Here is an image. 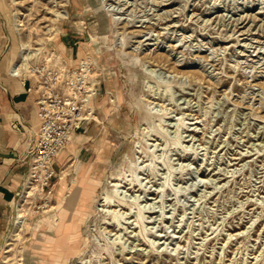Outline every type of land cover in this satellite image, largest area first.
I'll use <instances>...</instances> for the list:
<instances>
[{
    "label": "rangeland",
    "instance_id": "obj_1",
    "mask_svg": "<svg viewBox=\"0 0 264 264\" xmlns=\"http://www.w3.org/2000/svg\"><path fill=\"white\" fill-rule=\"evenodd\" d=\"M8 1L20 62L88 53L100 88L93 148L21 188L0 264H264V0Z\"/></svg>",
    "mask_w": 264,
    "mask_h": 264
},
{
    "label": "built area",
    "instance_id": "obj_2",
    "mask_svg": "<svg viewBox=\"0 0 264 264\" xmlns=\"http://www.w3.org/2000/svg\"><path fill=\"white\" fill-rule=\"evenodd\" d=\"M51 55L47 61L34 65L19 61L10 72L29 80L28 90L36 95L39 126L28 132L25 141L23 160L27 162V172L23 186L34 185L37 195L45 194L44 199L53 192L51 180L58 153L84 127L93 113L90 101L98 96L100 88L95 60L90 54H83L72 64Z\"/></svg>",
    "mask_w": 264,
    "mask_h": 264
},
{
    "label": "crops",
    "instance_id": "obj_3",
    "mask_svg": "<svg viewBox=\"0 0 264 264\" xmlns=\"http://www.w3.org/2000/svg\"><path fill=\"white\" fill-rule=\"evenodd\" d=\"M17 36L19 34L13 14L9 10V1L0 0V247L9 225L10 208L13 214V200H16V195L23 187L26 177L27 162L23 160L25 141L28 132L35 131L39 126L35 105L36 95L28 90L31 82L10 73L20 61L21 43ZM88 122L89 119L85 122L87 134L75 133L71 138L72 147L68 146L69 142L67 146L65 145L62 149L64 153H58L57 163L68 162L71 155L79 156L80 159L87 157L88 150L93 148L90 143L93 139L89 135L92 127ZM94 142L96 145L99 140L95 139ZM81 162L91 163L90 160L85 162L77 160V165L80 167L83 165H80ZM78 172L77 176H79ZM62 176H64L63 188L60 183ZM72 186L68 187L65 174L62 173L57 180L55 190L56 204L62 200L67 190L71 191ZM80 191L81 188L78 187L71 194V208L73 206L75 208L76 196ZM57 208L59 211L60 208ZM12 221L14 222V218L10 222ZM54 225L53 221L47 223V227Z\"/></svg>",
    "mask_w": 264,
    "mask_h": 264
},
{
    "label": "bare ground",
    "instance_id": "obj_4",
    "mask_svg": "<svg viewBox=\"0 0 264 264\" xmlns=\"http://www.w3.org/2000/svg\"><path fill=\"white\" fill-rule=\"evenodd\" d=\"M26 45H28V44H26ZM32 51V50H31ZM37 54V53H36ZM32 56V54L30 55L29 53L28 54H26V55H24L23 56V58H22V65H26L28 62H29V60H31V57ZM91 102L92 101H90V106L92 107V104H91ZM71 140V139H70ZM70 142V141H69ZM83 167V166H82ZM60 176L61 175H59V178H60ZM62 179H63V176H62ZM28 185H30V184H26L25 186V189H24V192H25V195H27V196H30V195H33V189H35V187H34V185L33 186H28ZM64 185V181L62 182V184H61V186H63ZM74 186H75V184H74ZM73 186V188H75ZM73 189L71 190V191H69V194H68V196H67V198L69 197V200L71 199V194H73ZM158 192V194H159V191H157ZM13 204H15L14 206H17V208H19V205H17V203H16V200H13ZM63 205V204H62ZM64 208V207H63ZM66 209V208H65ZM18 211H17V216H16V214H14V216H15V222L16 223H18L19 224V226H21L22 225V223H23V213L20 211V208L19 209H17ZM21 212V213H20ZM140 217V216H139ZM138 217V218H139ZM19 219V220H18ZM22 219V220H21ZM114 219H116V217L114 218ZM140 219V218H139ZM140 224V223H139ZM142 232V231H141ZM16 235L17 236H19V237H21V234H20V232H17L16 233ZM3 244H6V241L4 240V242H3ZM7 250H10V249H7ZM6 250V251H7ZM24 257V256H23ZM23 257L21 258V259H23Z\"/></svg>",
    "mask_w": 264,
    "mask_h": 264
}]
</instances>
